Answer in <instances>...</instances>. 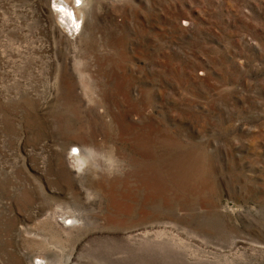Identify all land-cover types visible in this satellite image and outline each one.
I'll return each mask as SVG.
<instances>
[{
    "label": "rangeland",
    "instance_id": "374dc122",
    "mask_svg": "<svg viewBox=\"0 0 264 264\" xmlns=\"http://www.w3.org/2000/svg\"><path fill=\"white\" fill-rule=\"evenodd\" d=\"M64 1L0 0V264H264V0Z\"/></svg>",
    "mask_w": 264,
    "mask_h": 264
},
{
    "label": "bare ground",
    "instance_id": "6f19581e",
    "mask_svg": "<svg viewBox=\"0 0 264 264\" xmlns=\"http://www.w3.org/2000/svg\"><path fill=\"white\" fill-rule=\"evenodd\" d=\"M63 1H64V0H63ZM67 1H68V0H65L64 2H67ZM57 2H58V1H57ZM60 2H61V1H60ZM64 2H63V3H64ZM74 2H75V1H74ZM58 3H59V2H58ZM68 3H69V2H68ZM59 4H60V3H59ZM61 4H62V3H61ZM61 4H60V5H61ZM74 5H75V4H74ZM74 5H73V6H74ZM80 5H81V4H80ZM82 5H83V4H82ZM82 5H81V6H82ZM63 6H66V5H63ZM75 6H76V5H75ZM66 7H67V6H66ZM68 8H69V7H68ZM71 8H72V7H70V10H71V11H74V9H71ZM73 8H74V7H73ZM75 8H76V7H75ZM77 8H79V7H77ZM80 8H81V7H80ZM66 10H67V9H66ZM76 10H77V9H76ZM76 10H75V11H76ZM67 11H68V10H67ZM71 11H70V12H71ZM78 11H79V10H78ZM78 11H77V12H78ZM78 13H79V12H78ZM75 14H76V13H75ZM71 16H73V15H71ZM76 16H77V15H76ZM77 17H78V16H77ZM77 19H78V18H77Z\"/></svg>",
    "mask_w": 264,
    "mask_h": 264
},
{
    "label": "snow or ice",
    "instance_id": "6c2138e0",
    "mask_svg": "<svg viewBox=\"0 0 264 264\" xmlns=\"http://www.w3.org/2000/svg\"><path fill=\"white\" fill-rule=\"evenodd\" d=\"M76 4L79 5L81 3V0H75ZM61 11H63L64 9H60ZM69 15H71V13H68ZM73 151H75V149H73Z\"/></svg>",
    "mask_w": 264,
    "mask_h": 264
}]
</instances>
